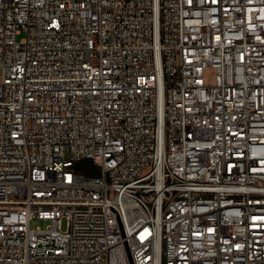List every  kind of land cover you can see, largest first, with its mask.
I'll return each instance as SVG.
<instances>
[{"label":"built area","instance_id":"built-area-1","mask_svg":"<svg viewBox=\"0 0 264 264\" xmlns=\"http://www.w3.org/2000/svg\"><path fill=\"white\" fill-rule=\"evenodd\" d=\"M0 69V264H264V0H0Z\"/></svg>","mask_w":264,"mask_h":264},{"label":"rangeland","instance_id":"rangeland-1","mask_svg":"<svg viewBox=\"0 0 264 264\" xmlns=\"http://www.w3.org/2000/svg\"><path fill=\"white\" fill-rule=\"evenodd\" d=\"M24 35V33H20L18 35V38H21ZM2 77L1 69H0V79ZM91 161L89 159H84L81 164H89ZM48 224V221L46 220H40V219H33L31 222L32 227L42 226L45 227ZM63 226H65V221L63 222Z\"/></svg>","mask_w":264,"mask_h":264},{"label":"trees","instance_id":"trees-1","mask_svg":"<svg viewBox=\"0 0 264 264\" xmlns=\"http://www.w3.org/2000/svg\"><path fill=\"white\" fill-rule=\"evenodd\" d=\"M82 163V161L81 162H79L78 163V167H80V169L81 170H83L84 172H94V173H97L98 171L97 170H95V169H93V167H91V165H89V164H81Z\"/></svg>","mask_w":264,"mask_h":264}]
</instances>
